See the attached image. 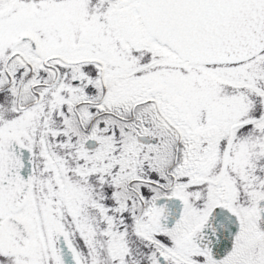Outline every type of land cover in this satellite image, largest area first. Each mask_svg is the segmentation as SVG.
Segmentation results:
<instances>
[{
	"label": "snow or ice",
	"instance_id": "snow-or-ice-1",
	"mask_svg": "<svg viewBox=\"0 0 264 264\" xmlns=\"http://www.w3.org/2000/svg\"><path fill=\"white\" fill-rule=\"evenodd\" d=\"M0 264H264V0H0Z\"/></svg>",
	"mask_w": 264,
	"mask_h": 264
}]
</instances>
